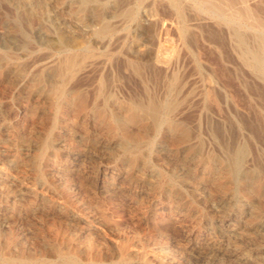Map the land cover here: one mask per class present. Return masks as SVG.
<instances>
[{"label":"rangeland","instance_id":"374dc122","mask_svg":"<svg viewBox=\"0 0 264 264\" xmlns=\"http://www.w3.org/2000/svg\"><path fill=\"white\" fill-rule=\"evenodd\" d=\"M214 1L0 0V264H264V0Z\"/></svg>","mask_w":264,"mask_h":264},{"label":"bare ground","instance_id":"6f19581e","mask_svg":"<svg viewBox=\"0 0 264 264\" xmlns=\"http://www.w3.org/2000/svg\"><path fill=\"white\" fill-rule=\"evenodd\" d=\"M95 1V0H94ZM211 1V0H210ZM212 1H214V0H212ZM216 1V0H215ZM214 1V2H215ZM219 1H221V0H219ZM225 1V0H224ZM230 1V0H229ZM254 1H256V0H254ZM80 2H81V4H82V6L84 5V4H88L89 2H90V0H80ZM226 2V1H225ZM225 2H224V4H225ZM233 3L234 4V2L233 1H230L229 3ZM237 2V1H236ZM228 3V4H229ZM217 4H218V2H217ZM216 4V5H217ZM253 4V3H252ZM210 5V4H209ZM211 5H212V2H211ZM221 5V4H220ZM230 5V4H229ZM214 6V5H213ZM209 7V6H208ZM255 7V6H254ZM254 7H252V8H254ZM223 8V7H222ZM260 8V7H259ZM117 9V8H116ZM126 10V9H125ZM219 10V9H218ZM221 10V9H220ZM235 11V10H234ZM258 11V10H257ZM238 12V11H237ZM239 12H241L242 13V11H240L239 10ZM238 12V13H239ZM124 14H126V13H124ZM237 15V14H236ZM255 15H257V18L258 17H260L259 16V14H257V13H255ZM241 16V15H240ZM102 17V16H101ZM241 17H243V16H241ZM250 17V16H249ZM237 18V17H236ZM238 18H240V17H238ZM260 20V26H263L264 27V19H259ZM102 21V20H101ZM166 22V21H165ZM193 23V22H192ZM197 24V23H196ZM158 25V24H157ZM258 25V24H257ZM260 26H258V27H260ZM99 31V33H105L106 31H108L109 30V27H108V25L104 22V20H103V22L101 23V26L99 27V29H98ZM161 35V34H160ZM234 37H235V39H236V44H237V46H238V48H239V52H240V55H241V57H242V59L244 60V62L248 65V66H250L253 70H256V71H258V72H260V73H262L263 75H264V55H262L261 54V52L258 50V49H256L255 47H253V46H251V45H249L247 42H246V40L239 34V33H237V32H235L234 33ZM260 39V38H259ZM155 41V40H154ZM112 43V42H111ZM262 44H264V42L262 43ZM259 45V44H258ZM261 45V44H260ZM264 49V48H263ZM82 50V49H81ZM70 56V55H69ZM69 56H68V60H66V64H68V65H70V63L72 62V60L71 59H69ZM62 57V56H61ZM75 57V56H74ZM73 58V57H72ZM163 61V60H162ZM74 63V62H73ZM75 63H77L76 61H75ZM24 66V65H23ZM62 66V65H61ZM61 66H60V68H61ZM72 66H74L73 64H72ZM76 66V65H75ZM64 66H62V68H63ZM70 67V66H69ZM65 68V67H64ZM115 68V67H114ZM62 70V69H61ZM68 70V69H67ZM66 70V71H67ZM134 70V69H133ZM149 70V69H148ZM224 70V69H223ZM63 71V70H62ZM135 71V70H134ZM123 76V75H122ZM223 77V76H222ZM223 81H225V79L223 80ZM222 81V82H223ZM225 82H227V81H225ZM209 87V86H208ZM59 88V87H58ZM57 88V89H58ZM106 89V88H105ZM217 89V88H216ZM62 91V93H63V89H61ZM209 90V89H208ZM57 91V90H56ZM211 93V92H210ZM209 96H211V95H209ZM62 97V96H61ZM60 97V98H61ZM138 103V102H137ZM160 103H162V102H160ZM168 104V103H167ZM171 105V104H170ZM136 107L142 112V113H144V114H146L147 116H149V117H151V119L155 122L156 121V118H157V116H158V114H159V112L161 113V106H159L158 104H156V103H152V102H149L148 104H146V105H144V104H137L136 105ZM163 107V106H162ZM164 107H166V109H168L169 108V105H165L164 104ZM258 117V116H257ZM259 120V119H258ZM233 130V129H232ZM258 130V129H257ZM257 132V131H256ZM244 155H245V153H244V150H243V147L241 148H238V149H236L235 151H232V152H229V155H228V158L226 157V160H227V166H226V171H227V173H228V175H229V177L232 179V180H236L237 178H238V176H239V174L241 173V171H242V162H243V159H244ZM262 157V156H261ZM257 159V158H256ZM255 161V160H254ZM259 161V160H258ZM259 165V164H258ZM260 169V168H259ZM235 229V228H234ZM237 232V231H236ZM74 251V250H73ZM126 254V253H125ZM10 257V256H9ZM15 257V256H14ZM74 257H76V256H70L69 258H73L74 259ZM21 258V257H20ZM68 258V259H69ZM78 258V257H77ZM90 258V257H89ZM2 259H4V257L2 258ZM6 259H8V258H6ZM5 260V259H4ZM9 260H10V258H9ZM14 261H15V259H13ZM13 260H12V262H13ZM3 261V260H2ZM75 261V260H74ZM77 261V260H76ZM4 262H6V261H4ZM9 263H10V261H8ZM46 262V261H45ZM44 262V263H45ZM77 262H79V261H77ZM92 262V261H91ZM90 262V263H91ZM95 262V261H94ZM123 262V261H122ZM96 264H99L98 262H95ZM13 264H15V263H13ZM92 264V263H91Z\"/></svg>","mask_w":264,"mask_h":264}]
</instances>
